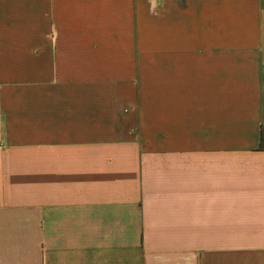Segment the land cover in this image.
<instances>
[{"label":"crops","instance_id":"1","mask_svg":"<svg viewBox=\"0 0 264 264\" xmlns=\"http://www.w3.org/2000/svg\"><path fill=\"white\" fill-rule=\"evenodd\" d=\"M0 264H264V0H0Z\"/></svg>","mask_w":264,"mask_h":264}]
</instances>
